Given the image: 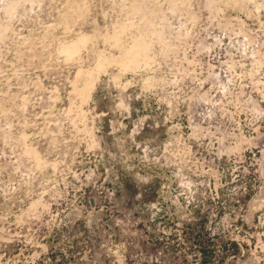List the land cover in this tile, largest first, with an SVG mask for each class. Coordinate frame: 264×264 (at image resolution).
Returning a JSON list of instances; mask_svg holds the SVG:
<instances>
[{
  "label": "rangeland",
  "instance_id": "1",
  "mask_svg": "<svg viewBox=\"0 0 264 264\" xmlns=\"http://www.w3.org/2000/svg\"><path fill=\"white\" fill-rule=\"evenodd\" d=\"M0 264H264V0H0Z\"/></svg>",
  "mask_w": 264,
  "mask_h": 264
}]
</instances>
